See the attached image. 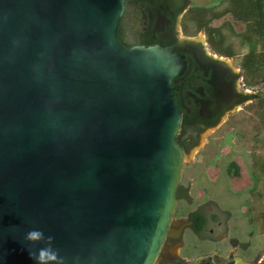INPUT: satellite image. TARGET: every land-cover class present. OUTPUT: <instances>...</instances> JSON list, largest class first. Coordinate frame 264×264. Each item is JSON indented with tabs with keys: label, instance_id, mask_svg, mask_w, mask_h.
<instances>
[{
	"label": "water",
	"instance_id": "water-1",
	"mask_svg": "<svg viewBox=\"0 0 264 264\" xmlns=\"http://www.w3.org/2000/svg\"><path fill=\"white\" fill-rule=\"evenodd\" d=\"M125 0H0V264H153L185 155L171 83L184 55L125 47Z\"/></svg>",
	"mask_w": 264,
	"mask_h": 264
},
{
	"label": "flooded vegetation",
	"instance_id": "flooded-vegetation-1",
	"mask_svg": "<svg viewBox=\"0 0 264 264\" xmlns=\"http://www.w3.org/2000/svg\"><path fill=\"white\" fill-rule=\"evenodd\" d=\"M190 1L125 0L117 28L118 40L125 47L170 45L184 55L186 64L171 83L180 113L175 141L185 160L176 207L153 264H264L263 253L245 238L248 231L234 224L235 213L213 200L226 191L227 178L240 175L232 169L240 168L232 157L234 132L228 131L220 140L216 134L224 126L231 128L235 113L259 100V93L245 82L233 56L212 49L204 31L186 33L184 16ZM224 142L229 145L225 155L216 153L213 161H203L200 153L205 148L215 147L214 143L221 148ZM199 154L201 159L195 157ZM218 158L219 165L214 161ZM210 167L218 169L214 177L207 170Z\"/></svg>",
	"mask_w": 264,
	"mask_h": 264
},
{
	"label": "rangeland",
	"instance_id": "rangeland-1",
	"mask_svg": "<svg viewBox=\"0 0 264 264\" xmlns=\"http://www.w3.org/2000/svg\"><path fill=\"white\" fill-rule=\"evenodd\" d=\"M213 1L191 0L190 2L191 5H205ZM212 25L220 26L226 42L235 50V55L233 56L234 64L241 67L243 59L248 52V45L239 36V33L244 29V25L234 21L229 15L214 20ZM198 33L201 34L200 31L193 34L197 35ZM258 45L259 51L262 49L263 54L264 37L259 39ZM244 76L245 82L250 88L254 91L257 90L259 93V100L253 101L244 109L237 111L233 117V126L231 128L224 126L216 134L219 137L218 140H220L228 131L234 132L232 157L240 167V175L227 178L226 191L216 198L214 196L213 200L220 207L223 206L226 210H231L235 213L234 224L239 225L242 232L248 231L245 238L250 240V242H254L255 248L262 252L264 257V174H261L257 188L252 187L253 181L249 176L251 171L261 166L264 167V64L257 70L256 75H249L245 71ZM213 146L215 147L212 148L210 146L200 153L204 154L203 161H213V156L216 153L221 157L229 149L227 142L222 143L221 148H216L215 143ZM200 154L195 157L201 159ZM229 157L231 158V156ZM244 157L245 163H242ZM219 159H214L218 165L220 164ZM225 160H228V158ZM246 164H248V168ZM207 170L211 177H214L218 172L216 167H210ZM220 185L225 186V181H221Z\"/></svg>",
	"mask_w": 264,
	"mask_h": 264
},
{
	"label": "trees",
	"instance_id": "trees-1",
	"mask_svg": "<svg viewBox=\"0 0 264 264\" xmlns=\"http://www.w3.org/2000/svg\"><path fill=\"white\" fill-rule=\"evenodd\" d=\"M226 15L244 25L239 36L248 45V52L241 68L249 75H256L264 64V53L262 54V49L259 51L258 45L259 39L264 37V0H214L205 5L192 4L184 16L185 31L188 34L204 31L214 51L228 57L234 56L235 50L226 42L220 26L212 25L214 20ZM232 169L235 175L239 174L237 165ZM261 174H264L263 166L251 171L253 188L258 187Z\"/></svg>",
	"mask_w": 264,
	"mask_h": 264
},
{
	"label": "clouds",
	"instance_id": "clouds-1",
	"mask_svg": "<svg viewBox=\"0 0 264 264\" xmlns=\"http://www.w3.org/2000/svg\"><path fill=\"white\" fill-rule=\"evenodd\" d=\"M25 239L33 248L43 243L45 246L29 252V256L36 264H66L65 257L60 255V250L53 246L54 237L46 236L41 229H32L26 233Z\"/></svg>",
	"mask_w": 264,
	"mask_h": 264
}]
</instances>
